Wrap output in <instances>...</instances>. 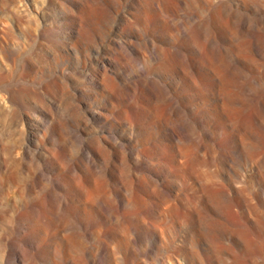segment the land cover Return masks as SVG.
Listing matches in <instances>:
<instances>
[{
  "label": "rangeland",
  "instance_id": "obj_1",
  "mask_svg": "<svg viewBox=\"0 0 264 264\" xmlns=\"http://www.w3.org/2000/svg\"><path fill=\"white\" fill-rule=\"evenodd\" d=\"M0 264H264V0H0Z\"/></svg>",
  "mask_w": 264,
  "mask_h": 264
}]
</instances>
